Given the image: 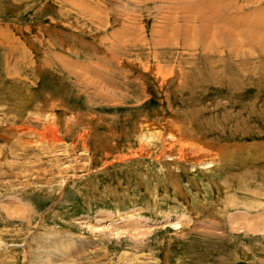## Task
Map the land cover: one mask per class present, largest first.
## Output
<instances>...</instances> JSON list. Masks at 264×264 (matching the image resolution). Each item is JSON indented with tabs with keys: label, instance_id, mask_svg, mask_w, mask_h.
<instances>
[{
	"label": "rangeland",
	"instance_id": "1",
	"mask_svg": "<svg viewBox=\"0 0 264 264\" xmlns=\"http://www.w3.org/2000/svg\"><path fill=\"white\" fill-rule=\"evenodd\" d=\"M0 264H264V0H0Z\"/></svg>",
	"mask_w": 264,
	"mask_h": 264
},
{
	"label": "bare ground",
	"instance_id": "2",
	"mask_svg": "<svg viewBox=\"0 0 264 264\" xmlns=\"http://www.w3.org/2000/svg\"><path fill=\"white\" fill-rule=\"evenodd\" d=\"M184 155V154H183Z\"/></svg>",
	"mask_w": 264,
	"mask_h": 264
}]
</instances>
